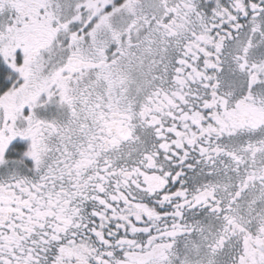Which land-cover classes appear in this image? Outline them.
Segmentation results:
<instances>
[{
	"label": "snow or ice",
	"instance_id": "snow-or-ice-1",
	"mask_svg": "<svg viewBox=\"0 0 264 264\" xmlns=\"http://www.w3.org/2000/svg\"><path fill=\"white\" fill-rule=\"evenodd\" d=\"M0 264H264V0H0Z\"/></svg>",
	"mask_w": 264,
	"mask_h": 264
}]
</instances>
